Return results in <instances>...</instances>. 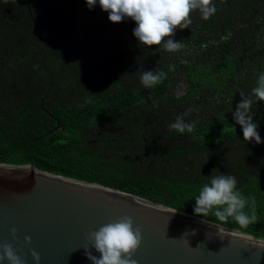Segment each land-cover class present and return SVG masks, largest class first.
Here are the masks:
<instances>
[{
  "label": "trees",
  "instance_id": "16d2710c",
  "mask_svg": "<svg viewBox=\"0 0 264 264\" xmlns=\"http://www.w3.org/2000/svg\"><path fill=\"white\" fill-rule=\"evenodd\" d=\"M213 2L209 20L197 10L189 29L177 28L185 47L169 53L140 45L135 22L111 23L98 0L91 9L86 0H0V163L192 215L207 178L230 174L255 197L257 222L205 220L264 240V101L253 105L260 144L244 141L233 117L264 73V0ZM151 70L166 79L145 88L140 74ZM184 113L194 130L170 129ZM110 124L122 132L98 136Z\"/></svg>",
  "mask_w": 264,
  "mask_h": 264
},
{
  "label": "water",
  "instance_id": "95a60500",
  "mask_svg": "<svg viewBox=\"0 0 264 264\" xmlns=\"http://www.w3.org/2000/svg\"><path fill=\"white\" fill-rule=\"evenodd\" d=\"M124 216L142 232L136 264H264L263 239L98 183L0 163V245L22 264H36L32 251L39 264H92L85 248L100 253L89 233Z\"/></svg>",
  "mask_w": 264,
  "mask_h": 264
},
{
  "label": "clouds",
  "instance_id": "9594fccd",
  "mask_svg": "<svg viewBox=\"0 0 264 264\" xmlns=\"http://www.w3.org/2000/svg\"><path fill=\"white\" fill-rule=\"evenodd\" d=\"M102 11L108 13V20L118 24L124 19H131L136 27L133 29L134 37L140 45L162 47L169 53H176L185 46L175 41L177 28L189 29L192 20L191 13L199 11L201 19L207 21L215 15L217 8L213 0H98ZM89 9L97 4V0H86ZM167 38V39H166ZM166 79L163 71H143L140 74L141 84L145 88H152ZM183 93H178L177 98ZM264 101V73L258 76L256 86L250 95L241 94V101L233 112L235 123L243 131L246 142L255 141L260 144L261 138L258 132V124L253 122L255 112L254 103ZM188 113L177 116L175 122L169 125L170 129L178 132H192L195 121L186 123L184 117ZM217 170H214L216 172ZM195 198L194 214L204 219L213 215L216 220L227 223L231 219L241 229H247L257 222L255 211V197H247L237 189L238 181L233 175H211L207 178ZM251 202L252 210L249 214L246 208ZM205 222H207L205 220ZM12 235L15 237L16 229ZM194 234V233H193ZM142 232L129 216H124L116 221L101 226L98 230L89 233L90 246L100 257L87 251L86 256L92 264H136L132 258L142 243ZM25 241L31 243V238L26 236ZM36 264H39L40 256L37 252L31 253ZM7 260L8 264H22V260L16 255L11 244L0 245V264Z\"/></svg>",
  "mask_w": 264,
  "mask_h": 264
},
{
  "label": "flooded vegetation",
  "instance_id": "af4514ba",
  "mask_svg": "<svg viewBox=\"0 0 264 264\" xmlns=\"http://www.w3.org/2000/svg\"><path fill=\"white\" fill-rule=\"evenodd\" d=\"M122 132L121 127H114L112 124L108 125L107 127L101 128L98 132V136L104 135V133H110V134H119Z\"/></svg>",
  "mask_w": 264,
  "mask_h": 264
},
{
  "label": "rangeland",
  "instance_id": "374dc122",
  "mask_svg": "<svg viewBox=\"0 0 264 264\" xmlns=\"http://www.w3.org/2000/svg\"><path fill=\"white\" fill-rule=\"evenodd\" d=\"M260 120V119H259ZM256 124H258V121L256 122ZM116 128V127H115Z\"/></svg>",
  "mask_w": 264,
  "mask_h": 264
}]
</instances>
